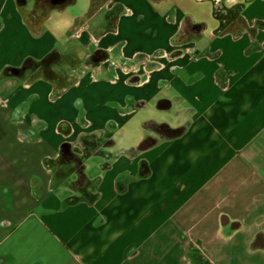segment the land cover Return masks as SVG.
Segmentation results:
<instances>
[{"label": "crops", "instance_id": "obj_1", "mask_svg": "<svg viewBox=\"0 0 264 264\" xmlns=\"http://www.w3.org/2000/svg\"><path fill=\"white\" fill-rule=\"evenodd\" d=\"M0 264H264V0H0Z\"/></svg>", "mask_w": 264, "mask_h": 264}, {"label": "trees", "instance_id": "obj_2", "mask_svg": "<svg viewBox=\"0 0 264 264\" xmlns=\"http://www.w3.org/2000/svg\"><path fill=\"white\" fill-rule=\"evenodd\" d=\"M41 2H45V3H49V4H52V5H54V6H61V5H64V4H67V3H69V2H71L72 0H40ZM95 1H97V2H99V1H102V0H95ZM105 1H107V0H105ZM51 60H52V58H49L46 62H51ZM31 66H37L36 64H34V63H31V62H28L27 64H26V66H25V68H28V67H31ZM148 168L147 167H145V168H143V172L145 173V174H147L148 173ZM85 180V177H84V175H81V182L82 181H84Z\"/></svg>", "mask_w": 264, "mask_h": 264}, {"label": "rangeland", "instance_id": "obj_3", "mask_svg": "<svg viewBox=\"0 0 264 264\" xmlns=\"http://www.w3.org/2000/svg\"><path fill=\"white\" fill-rule=\"evenodd\" d=\"M100 2V4H104L105 3V0H102V1H99Z\"/></svg>", "mask_w": 264, "mask_h": 264}]
</instances>
